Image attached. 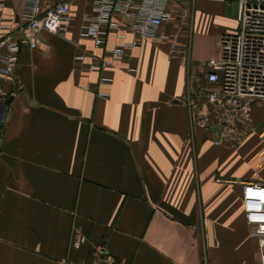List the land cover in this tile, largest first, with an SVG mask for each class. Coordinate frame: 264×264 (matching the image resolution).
Listing matches in <instances>:
<instances>
[{
	"label": "crops",
	"instance_id": "obj_1",
	"mask_svg": "<svg viewBox=\"0 0 264 264\" xmlns=\"http://www.w3.org/2000/svg\"><path fill=\"white\" fill-rule=\"evenodd\" d=\"M1 1L11 29L0 36L21 33L24 0ZM230 3L194 0L169 22L185 49L143 38L95 70L73 59L102 47L79 36L86 0H72L66 30L41 32L12 73L0 64L10 96L0 103V264H259L241 183L264 180V99L235 143L213 142V118L194 123L210 107L197 91L202 62L236 28ZM128 37L110 30L105 45ZM74 230L86 236L78 247Z\"/></svg>",
	"mask_w": 264,
	"mask_h": 264
},
{
	"label": "built area",
	"instance_id": "obj_2",
	"mask_svg": "<svg viewBox=\"0 0 264 264\" xmlns=\"http://www.w3.org/2000/svg\"><path fill=\"white\" fill-rule=\"evenodd\" d=\"M71 1L24 0L18 26L21 33L9 30L0 36V64L4 74H10L15 69L20 49L36 47L41 32L57 33L67 29L72 20ZM234 1L236 28L216 35L215 52L202 62L204 70L197 88L210 107L202 110L194 123L208 129L210 118H213L215 129L219 131V135L213 138L214 143L219 142V137L235 143L239 136L251 130L252 100L264 99V0ZM193 2L86 0L78 34L88 38L94 46L102 47V50L88 52L80 49L73 54V59L81 63L87 58V68L100 70L113 64L143 38L166 41L173 50L175 46L185 49L186 39L180 38L177 27L167 26L176 17L183 18L191 13ZM2 4L0 0V7ZM10 26L0 20V30L11 29ZM110 30L116 36L129 34V37L107 46L105 42ZM109 79L100 75L98 81ZM96 94L106 95L102 91H96ZM6 95V89L0 88V103L3 104ZM241 207L244 220L250 226V234L258 243V262L264 264V180L241 183ZM85 239V234L74 230L69 245L78 247ZM94 249L99 254L105 251L103 244ZM107 258L111 264H121L113 257Z\"/></svg>",
	"mask_w": 264,
	"mask_h": 264
},
{
	"label": "water",
	"instance_id": "obj_3",
	"mask_svg": "<svg viewBox=\"0 0 264 264\" xmlns=\"http://www.w3.org/2000/svg\"><path fill=\"white\" fill-rule=\"evenodd\" d=\"M9 99H10V96L5 97L3 100V104L6 105L9 101ZM1 129H2V120L0 119V133H1ZM0 142H1V140H0Z\"/></svg>",
	"mask_w": 264,
	"mask_h": 264
},
{
	"label": "rangeland",
	"instance_id": "obj_4",
	"mask_svg": "<svg viewBox=\"0 0 264 264\" xmlns=\"http://www.w3.org/2000/svg\"><path fill=\"white\" fill-rule=\"evenodd\" d=\"M230 1H231V3H230V10H231V7H232V9H233L234 6H235V1H234V0H230ZM207 6H208V8L211 6L209 2H207ZM206 19H208V18H206ZM255 239H256V238H255Z\"/></svg>",
	"mask_w": 264,
	"mask_h": 264
}]
</instances>
